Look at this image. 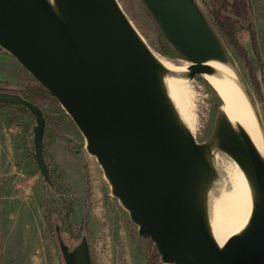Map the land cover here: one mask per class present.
Listing matches in <instances>:
<instances>
[{
    "label": "water",
    "instance_id": "1",
    "mask_svg": "<svg viewBox=\"0 0 264 264\" xmlns=\"http://www.w3.org/2000/svg\"><path fill=\"white\" fill-rule=\"evenodd\" d=\"M143 1L191 63V79L213 74L203 64L208 60L230 64L194 0ZM0 51L58 101L163 264H264V159L222 106L210 137L196 140L168 89L165 68L117 0H0ZM0 103L22 105L33 115L32 156L48 183L42 108L5 90ZM210 147L249 172L263 203L258 224L226 256L216 247L211 181L217 170L205 154ZM55 235L65 264H92L86 236L70 248L59 226Z\"/></svg>",
    "mask_w": 264,
    "mask_h": 264
},
{
    "label": "rangeland",
    "instance_id": "2",
    "mask_svg": "<svg viewBox=\"0 0 264 264\" xmlns=\"http://www.w3.org/2000/svg\"><path fill=\"white\" fill-rule=\"evenodd\" d=\"M117 1L143 41L156 56L173 66L187 64L185 63L186 60L182 58L165 56L160 52L157 41L158 28L143 0ZM194 2L206 16L209 8L208 1L194 0ZM249 2L252 8L251 19L255 31L256 48L264 68V0H249ZM237 36L246 51V58L252 61L250 62L258 92L255 85H252L249 72L244 68L240 57L224 41H221V44L228 61L242 83L243 90L253 107L264 137V79L257 67L258 60L251 51L247 33L241 31ZM199 78L203 79L197 75L187 84V103L189 104L187 105V112L194 126L193 134L196 140L201 142L210 137L217 115L212 109V94ZM34 82L35 79L14 57L0 51V89L13 90L22 84H33ZM40 107L47 120L58 126L57 133L63 134L67 140L72 141L75 153L79 154L71 153L65 143L56 142L63 144L68 151L65 153V148L59 145L55 151L56 163L66 173L74 199L71 226L63 232L60 229L64 243L77 244L81 241L82 236H86L94 264H146V239L139 235L138 227L131 221L128 212L112 195L110 185L100 165L95 157L86 151L85 139L81 132L59 103L41 101ZM34 124L35 120L28 114L0 106V126L14 127L13 129L19 135L25 137L23 144L25 152L33 164L35 161L30 157L26 145L32 147L33 153L31 132ZM47 129L51 134H54L55 131L51 124H48ZM52 149L48 158L55 163L52 157ZM34 168L37 170L36 164ZM40 176L41 181L37 189L38 196L44 195L49 201H53L46 189L47 182L41 174ZM28 189L23 192L26 199L32 197V192ZM61 195L62 197L65 196L64 193ZM38 213L40 216L34 224V235H25L26 242L21 244L19 249H14L12 252L10 250L12 258L7 260L5 264H65L55 235V226L60 227L62 220L58 218V213L54 214L50 226L44 218L41 207ZM85 215L88 216L87 230L81 228ZM16 253L17 255H15ZM158 264L163 263L159 261Z\"/></svg>",
    "mask_w": 264,
    "mask_h": 264
},
{
    "label": "bare ground",
    "instance_id": "3",
    "mask_svg": "<svg viewBox=\"0 0 264 264\" xmlns=\"http://www.w3.org/2000/svg\"><path fill=\"white\" fill-rule=\"evenodd\" d=\"M154 56L165 68L168 89L180 115L193 133L194 126L187 112V84L193 80L188 75L191 63L185 61L187 64L173 66ZM203 64L213 70L212 75L204 73L202 77L221 98L222 110L231 125L234 128L238 124L243 127L264 159L263 133L236 71L231 64L214 59ZM205 154L217 170L211 181L215 240L220 255L226 256L260 221L263 214L262 198L253 177L229 154L219 147L207 148Z\"/></svg>",
    "mask_w": 264,
    "mask_h": 264
},
{
    "label": "trees",
    "instance_id": "4",
    "mask_svg": "<svg viewBox=\"0 0 264 264\" xmlns=\"http://www.w3.org/2000/svg\"><path fill=\"white\" fill-rule=\"evenodd\" d=\"M209 4L208 14L205 16L206 21L208 22L210 28L213 32L218 36L219 41H224L228 47H230L234 52L240 57V61L243 62L244 68L249 72V78L252 82V85H255V88L258 92V88L255 84V77L253 75V67L251 66V60L246 58V51L243 48V45L238 40V34L241 31H245L248 35V39L250 42L251 51L256 57L257 67L260 69L262 74V78L264 79V68L263 64L259 58V54L256 48L255 41V31L254 26L251 19L252 8L249 0H207ZM147 7V6H146ZM148 9V8H147ZM149 14L152 16L150 11ZM154 19V18H153ZM158 28V36L157 41L159 44L160 52L165 56L170 57H179L183 58L177 50H175L171 44L166 39L162 30L156 23ZM251 61V62H250ZM199 80L203 83V85L207 88V90L212 94L213 98V112L215 115H218L220 110L222 101L213 90V88L203 79L199 78ZM2 90V89H0ZM4 90V89H3ZM5 91H9L12 93H16L20 95L22 98L40 106V102L43 101H51L54 103H58V101L46 90L44 89L37 81L33 84L25 83L21 86L14 88L13 90L5 89ZM0 106L16 109L21 111L22 113L28 114L32 119H34L33 115L29 110H27L22 105H10V104H2ZM45 117V129L43 136V154L45 158V162L48 168L50 181L46 184V189L48 190V194L53 198V201H49L46 196H40V207L44 213V218L46 222L51 226L52 225V216L58 213V218L61 219L60 227L61 230H68L70 225V220L72 218V212L74 211V199L71 191V186L69 184V180L67 178L66 173L53 161H50L48 156H50V151L53 148L54 144L57 141L65 143L68 150L71 153L79 155L75 153L74 146L72 141L67 140L63 134L57 133L58 126L51 123ZM48 124L52 125V129L55 131L54 134H51L47 129ZM31 137H33V133L31 132ZM27 150L29 152L30 157L32 156V147L27 146ZM34 160V159H33ZM37 171L40 173L39 169ZM41 174V173H40ZM65 194L62 197L61 194ZM59 201V204H57ZM88 227V216L85 215L83 222L81 223V228L87 230ZM145 242L147 244V263L146 264H158L160 261L159 256L156 253V248L152 241L149 238H145ZM92 264L94 261L92 260Z\"/></svg>",
    "mask_w": 264,
    "mask_h": 264
},
{
    "label": "crops",
    "instance_id": "5",
    "mask_svg": "<svg viewBox=\"0 0 264 264\" xmlns=\"http://www.w3.org/2000/svg\"><path fill=\"white\" fill-rule=\"evenodd\" d=\"M13 128L0 126V244L3 245H0V264L12 258L10 250L19 249L26 242L25 235H34V224L40 216L37 189L41 176L25 152V137ZM59 145L66 150L61 143L54 145L52 157L55 163ZM26 189L32 192L30 199L24 197Z\"/></svg>",
    "mask_w": 264,
    "mask_h": 264
},
{
    "label": "flooded vegetation",
    "instance_id": "6",
    "mask_svg": "<svg viewBox=\"0 0 264 264\" xmlns=\"http://www.w3.org/2000/svg\"><path fill=\"white\" fill-rule=\"evenodd\" d=\"M60 229H61V227H60ZM62 232H63V230H61ZM82 238V237H81ZM63 240V239H62ZM78 243H80V242H78ZM78 243L77 244H72V243H66L70 248H72V247H74V246H76V245H78ZM90 256H91V252H90ZM91 260H92V257H91Z\"/></svg>",
    "mask_w": 264,
    "mask_h": 264
}]
</instances>
